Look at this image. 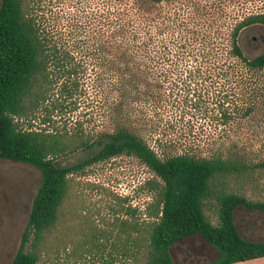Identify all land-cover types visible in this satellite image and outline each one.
Instances as JSON below:
<instances>
[{"label":"trees","instance_id":"obj_1","mask_svg":"<svg viewBox=\"0 0 264 264\" xmlns=\"http://www.w3.org/2000/svg\"><path fill=\"white\" fill-rule=\"evenodd\" d=\"M52 1L0 0V159L32 165L40 176L9 264H174L170 247L193 237L217 253L204 264L264 256V242L242 238L232 220L238 205L264 212L263 201L223 186L235 162L220 149L195 153L178 138L152 136L191 128L189 118L226 126L264 103V46L247 57L238 43L251 28L264 41V11L228 23L220 12H197L179 0H113L111 16L83 6L70 16L58 6L62 0ZM85 79L100 128L18 126L37 115L44 124L49 112L74 104ZM77 149L86 152L79 162H54ZM262 149L257 165L264 169V135ZM116 155L136 158L157 180L142 212L116 197L113 212L126 217L115 218L109 241L89 215L68 206V175ZM139 213L146 220L138 221ZM72 218L83 226L68 227Z\"/></svg>","mask_w":264,"mask_h":264},{"label":"rangeland","instance_id":"obj_2","mask_svg":"<svg viewBox=\"0 0 264 264\" xmlns=\"http://www.w3.org/2000/svg\"><path fill=\"white\" fill-rule=\"evenodd\" d=\"M179 2L192 4L197 12L214 14L220 12L223 20L228 23L248 13L264 11V0H179ZM58 6L70 16L76 13L77 6L85 7L87 12L89 10L98 12L103 9L111 16L113 0H62ZM161 6L166 10L170 4L164 2ZM51 7L53 11L58 10L57 6ZM260 37L256 28H251L250 32L242 31L238 36V43L247 57H252L262 50L264 41ZM85 80V83H79V93L74 97V104L67 103L62 108L49 112L48 122L43 124L41 117L37 115L29 121L30 123L17 120L18 126L33 129L57 127L68 132L78 126L91 131L100 128V118L95 107L97 98L92 82ZM187 117H184L183 121ZM168 119L171 118L165 117L163 121ZM189 120L193 124L191 128L187 125L175 126L173 130L163 132L162 135L158 130L152 133V136L166 135L178 138V144L190 145L195 153L209 154L220 149L224 157L233 160L237 165L235 172L222 178L223 186L246 199L264 202V169L257 165L263 157L264 103L259 104V107L249 115L233 119L226 126L215 129L206 125L202 119ZM149 135L148 132L143 133L146 138ZM85 154L84 150L77 149L56 157L54 162L62 166L72 165L82 160ZM68 177V206H77L76 213L89 215L93 224L105 230L109 241L113 234L111 228L116 222L115 218L126 217L122 212H113V208L117 206L116 197L125 199L123 202L118 200L123 206L128 204L142 212L145 204L151 200L150 185L157 180L144 164L126 155H116L89 164L81 173L72 172ZM39 178L38 170L32 165L0 159V264H9L17 248L19 233L26 223L30 201ZM80 204L83 210L78 208ZM206 214L212 221L215 220L213 200H209ZM136 217L138 221L146 220L144 214L139 213ZM233 222L243 238L264 242L263 211L238 205L233 210ZM66 224L68 227L79 224L83 226L79 218L69 219ZM69 232L72 233L73 230ZM75 238H80V235L76 234ZM170 254L174 264H204L212 261L217 255L215 249L203 243L198 237L173 244L170 247ZM77 264L100 262L97 259H81Z\"/></svg>","mask_w":264,"mask_h":264},{"label":"crops","instance_id":"obj_3","mask_svg":"<svg viewBox=\"0 0 264 264\" xmlns=\"http://www.w3.org/2000/svg\"><path fill=\"white\" fill-rule=\"evenodd\" d=\"M231 264H264V256L243 261H237Z\"/></svg>","mask_w":264,"mask_h":264},{"label":"water","instance_id":"obj_4","mask_svg":"<svg viewBox=\"0 0 264 264\" xmlns=\"http://www.w3.org/2000/svg\"><path fill=\"white\" fill-rule=\"evenodd\" d=\"M248 32H250V29L249 30H247ZM261 38V37H260ZM262 39V38H261ZM233 220V219H232ZM234 223V222H233ZM238 232V231H237ZM239 234V233H238ZM240 235V234H239ZM241 236V235H240ZM242 237V236H241ZM243 238V237H242ZM245 239V238H244ZM260 242H262V241H260Z\"/></svg>","mask_w":264,"mask_h":264}]
</instances>
